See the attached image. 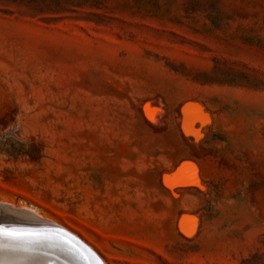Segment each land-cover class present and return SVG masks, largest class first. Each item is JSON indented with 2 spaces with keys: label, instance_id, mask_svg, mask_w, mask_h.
I'll return each mask as SVG.
<instances>
[{
  "label": "rangeland",
  "instance_id": "obj_1",
  "mask_svg": "<svg viewBox=\"0 0 264 264\" xmlns=\"http://www.w3.org/2000/svg\"><path fill=\"white\" fill-rule=\"evenodd\" d=\"M1 206L106 264H264V0H0Z\"/></svg>",
  "mask_w": 264,
  "mask_h": 264
},
{
  "label": "water",
  "instance_id": "obj_2",
  "mask_svg": "<svg viewBox=\"0 0 264 264\" xmlns=\"http://www.w3.org/2000/svg\"><path fill=\"white\" fill-rule=\"evenodd\" d=\"M5 207H0L4 211ZM39 221L22 219L9 212L0 214V264H53L49 248L87 252L95 264L103 259L70 232ZM55 231H52V229Z\"/></svg>",
  "mask_w": 264,
  "mask_h": 264
},
{
  "label": "bare ground",
  "instance_id": "obj_3",
  "mask_svg": "<svg viewBox=\"0 0 264 264\" xmlns=\"http://www.w3.org/2000/svg\"><path fill=\"white\" fill-rule=\"evenodd\" d=\"M188 113V112H187ZM184 119V118H183ZM189 119V118H188ZM191 120V119H190ZM184 123V122H183ZM182 124V123H181ZM187 125V124H186ZM196 126V125H195ZM194 126V127H195ZM188 128V127H187ZM184 130H186L185 128H183ZM195 129V128H194ZM188 130V129H187ZM181 165V164H180ZM188 171H186L187 173ZM191 172H189L190 174ZM190 176V175H189ZM192 177V176H191ZM177 181V179H176ZM186 181V180H185ZM174 184V183H173ZM176 184V183H175ZM174 187V186H173ZM172 187V188H173ZM6 203V202H5ZM2 207V206H1ZM5 207V206H4ZM6 208V207H5ZM8 208V207H7ZM6 210V209H5ZM31 210V209H30ZM7 212L18 216L22 219H28L26 216L29 217L30 214L26 213V212H21L20 210L18 212H16L15 210L11 209V210H6ZM5 214L4 211L0 210V214ZM36 215V214H35ZM31 216V215H30ZM40 217V216H39ZM31 220V217L29 218ZM35 219V218H34ZM37 219V218H36ZM43 219V218H42ZM50 220V219H49ZM43 222V220H42ZM50 222V221H49ZM45 224H47L49 227H52L50 225L52 224H48L46 222H43ZM53 223V222H52ZM55 223V222H54ZM58 226V224H57ZM63 228V227H62ZM52 231L53 228H51ZM68 231V230H66ZM70 232V231H69ZM72 233V232H71ZM78 237V236H77ZM89 247V246H88ZM62 248L60 247H53L51 249V247L49 248V255L51 257H53L54 260H52L53 264H95L91 258V256L87 253V252H67L66 250H61ZM52 264V263H51ZM106 264V263H105Z\"/></svg>",
  "mask_w": 264,
  "mask_h": 264
}]
</instances>
